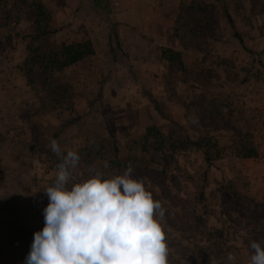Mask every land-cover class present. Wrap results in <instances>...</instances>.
I'll list each match as a JSON object with an SVG mask.
<instances>
[{"label": "rangeland", "instance_id": "1", "mask_svg": "<svg viewBox=\"0 0 264 264\" xmlns=\"http://www.w3.org/2000/svg\"><path fill=\"white\" fill-rule=\"evenodd\" d=\"M197 6L193 42L204 47L182 51L173 30L189 24L182 9ZM85 40L91 57L25 81L30 50ZM121 42H135V68L123 63ZM162 48L181 52L182 69L167 73ZM152 127L159 136L145 138ZM202 137L215 146L208 166L191 145ZM52 139L80 155L69 187L90 168L108 178L131 165L166 209L170 264L197 256L228 264V253L246 264L250 243L264 241V0H106L103 9L92 0H0V264H25L44 227V191L61 162ZM246 144L255 159L239 156Z\"/></svg>", "mask_w": 264, "mask_h": 264}, {"label": "clouds", "instance_id": "2", "mask_svg": "<svg viewBox=\"0 0 264 264\" xmlns=\"http://www.w3.org/2000/svg\"><path fill=\"white\" fill-rule=\"evenodd\" d=\"M50 148L61 162L54 184L44 191V227L34 233L25 264H170L162 224L166 209L143 179L132 178L131 165L108 178L90 168L89 178L69 187L80 155H65L55 139ZM250 249L249 264H264V241H252ZM227 261L232 264L235 256L228 253Z\"/></svg>", "mask_w": 264, "mask_h": 264}, {"label": "trees", "instance_id": "3", "mask_svg": "<svg viewBox=\"0 0 264 264\" xmlns=\"http://www.w3.org/2000/svg\"><path fill=\"white\" fill-rule=\"evenodd\" d=\"M94 7L97 9H103L106 6V0H92ZM183 12L189 11V24H181L180 32L177 33V29L173 30V38L176 40L178 46L182 51L193 50L195 52L200 51L203 44H197L193 42V38L195 37L194 30L199 28L198 19L194 18L193 15L198 11V6L196 8L187 7L182 9ZM38 12L44 21V28L47 26L48 18L45 14H43L42 9L39 7ZM223 17L227 25L232 31V36L237 40L238 44L242 46V41L239 35L234 31L233 23L226 12L223 11ZM178 24V21H176ZM212 24H215V21L212 20ZM45 30H40L37 32V36L44 37L46 35ZM37 38V39H38ZM45 44L43 47L35 48L30 50V55L28 60H26L23 64L24 67H27L23 70V75L25 77V81L30 85H35L34 75L37 79L49 80L50 74L60 72L63 69H66L87 57H91L93 55V49L90 41L85 40L78 43L73 44H59L53 46H47ZM243 47V46H242ZM160 59L165 61L167 64V73L170 75L172 71L177 69H182L181 62V52L174 51L169 49H160ZM31 73H33L31 75ZM168 76V75H167ZM44 83V81H43ZM170 89H169V87ZM163 87L165 91H167L168 101L175 100L174 94L172 93V88L168 83L167 78H163ZM55 101V100H53ZM153 108L156 110L155 104H153ZM159 133L155 128H146L145 129V138L146 137H158ZM191 145L202 154V159L204 163L208 166L212 162V158L209 154L210 151L214 149V144L211 142L210 138L202 137L198 138L195 141L191 142ZM239 156L243 159H255L257 157V152L255 148L246 144L240 147ZM252 254V251L248 253L249 258ZM250 261V260H249ZM249 261L246 264H249ZM211 262V261H210ZM200 258L194 257L189 264H200Z\"/></svg>", "mask_w": 264, "mask_h": 264}, {"label": "crops", "instance_id": "4", "mask_svg": "<svg viewBox=\"0 0 264 264\" xmlns=\"http://www.w3.org/2000/svg\"><path fill=\"white\" fill-rule=\"evenodd\" d=\"M133 43H134V45H130L127 42L126 43L121 42L119 44V47H120V49H121V51H122L123 54H127L126 55L127 57L126 58L125 57L123 58V63H125V65H129V66L131 64H133V67L132 68H135V42H133ZM95 52L96 51L93 50V53H95ZM120 60L122 62V59H120ZM127 68H128V66H127ZM117 89H119V87ZM41 220H43V219H41Z\"/></svg>", "mask_w": 264, "mask_h": 264}]
</instances>
